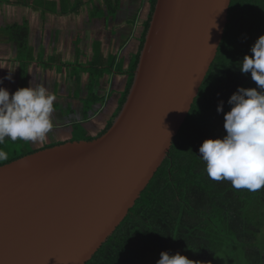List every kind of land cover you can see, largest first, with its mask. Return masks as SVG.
Listing matches in <instances>:
<instances>
[{
	"label": "water",
	"instance_id": "water-1",
	"mask_svg": "<svg viewBox=\"0 0 264 264\" xmlns=\"http://www.w3.org/2000/svg\"><path fill=\"white\" fill-rule=\"evenodd\" d=\"M230 5L156 0L111 126L0 165V264H84L94 256L167 157L217 56Z\"/></svg>",
	"mask_w": 264,
	"mask_h": 264
},
{
	"label": "trees",
	"instance_id": "trees-1",
	"mask_svg": "<svg viewBox=\"0 0 264 264\" xmlns=\"http://www.w3.org/2000/svg\"><path fill=\"white\" fill-rule=\"evenodd\" d=\"M20 2L51 11L46 0ZM106 2L113 7L111 0ZM155 3L156 0L149 1L140 44L131 55L127 70V84L117 100L116 111L101 133L111 126L133 82ZM0 30L20 47L28 45V22L0 26ZM261 34H264V0H231L229 22L217 56L167 157L122 223L84 264H156L162 251L180 252L193 260V264H264V188L251 192L237 190L229 181H213L199 156V147L205 139L226 135L224 113L231 108L230 96L238 87H257L251 73L240 72L239 66L246 54L251 55V46ZM20 87H26L25 76ZM92 96L86 109L97 101ZM221 102L223 112L218 113ZM97 135L88 136L83 124L77 123L70 139H90ZM8 142L12 141L6 140L0 147L10 153L6 150L10 147ZM23 143L27 145L23 152L14 150L0 165L40 149ZM229 243H238L240 254L225 259L223 253Z\"/></svg>",
	"mask_w": 264,
	"mask_h": 264
},
{
	"label": "crops",
	"instance_id": "crops-1",
	"mask_svg": "<svg viewBox=\"0 0 264 264\" xmlns=\"http://www.w3.org/2000/svg\"><path fill=\"white\" fill-rule=\"evenodd\" d=\"M46 1L51 11L0 0V26L28 22L30 30L25 48L0 30L2 86L14 92L25 76L26 87L43 84L55 95L54 128L46 138H69L77 123L93 134L117 109L150 0H111L113 7L106 0ZM92 95L97 101L86 109Z\"/></svg>",
	"mask_w": 264,
	"mask_h": 264
},
{
	"label": "clouds",
	"instance_id": "clouds-1",
	"mask_svg": "<svg viewBox=\"0 0 264 264\" xmlns=\"http://www.w3.org/2000/svg\"><path fill=\"white\" fill-rule=\"evenodd\" d=\"M250 51L239 70L250 72L257 87H238L230 96L231 108L224 113L226 135L205 139L199 156L211 180L229 181L237 190L256 192L264 188V34ZM6 78L11 80V74ZM2 85L0 79V145L6 140L43 141L54 128L55 95L43 84L30 82L11 93ZM217 112H223V102ZM8 159L9 153L0 147V163ZM156 264H193V260L180 252L162 251Z\"/></svg>",
	"mask_w": 264,
	"mask_h": 264
},
{
	"label": "rangeland",
	"instance_id": "rangeland-1",
	"mask_svg": "<svg viewBox=\"0 0 264 264\" xmlns=\"http://www.w3.org/2000/svg\"><path fill=\"white\" fill-rule=\"evenodd\" d=\"M102 119H103V122L102 123H106V118H105V116H103L102 117ZM109 119H111V117H109ZM108 121V120H107ZM100 126H104V124H100ZM92 127V126H91ZM100 129V130H99ZM103 128L102 127H99V126H95V131L93 132L94 133V135H97V131H101ZM97 132V133H96ZM96 133V134H95ZM69 135L67 134V135H65V134H62V136H60V137H57V138H61L62 140H66L67 139V137H68ZM53 138H55V137H53V136H51V138H45L43 141H39V142H36V143H34V144H32L31 145V142H29V147H31L32 149H34V147L35 148H40L41 146H43V145H49V144H51V143H53V141H55V140H52ZM70 140V139H69ZM52 141V142H51ZM9 144H10V147H9V149H6V150H10V153L12 154V152L14 151V150H18L19 152H23L24 150H25V148H26V144H24L23 142H19V143H17V142H15V143H13V142H8ZM9 153V154H10ZM225 252L223 253L224 254V257H225V259L227 258V257H229V256H236L237 254H240V251H239V244L238 243H234L233 245H231L230 243H229V246H227V248H225V250H224ZM231 252V253H230Z\"/></svg>",
	"mask_w": 264,
	"mask_h": 264
},
{
	"label": "flooded vegetation",
	"instance_id": "flooded-vegetation-1",
	"mask_svg": "<svg viewBox=\"0 0 264 264\" xmlns=\"http://www.w3.org/2000/svg\"><path fill=\"white\" fill-rule=\"evenodd\" d=\"M101 131H102V130H101ZM101 131H97V132H98V133H101ZM97 132H96V133H97ZM96 133H95V134H96ZM87 135H88V136H92V135H94V133H93V134H92V133H91V134L88 133ZM57 137H58V136H57ZM57 137H55V138L52 139V140H55V141H53V142L63 141L61 138H57ZM70 138H72L71 135H70V137L67 138L66 140H68V139H70ZM51 142H52V141H51ZM34 149H35V147H34Z\"/></svg>",
	"mask_w": 264,
	"mask_h": 264
}]
</instances>
